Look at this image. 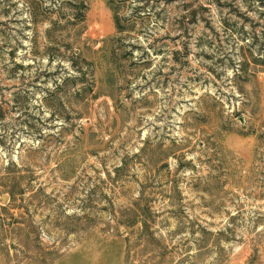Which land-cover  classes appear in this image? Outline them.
Wrapping results in <instances>:
<instances>
[{
	"label": "rangeland",
	"instance_id": "374dc122",
	"mask_svg": "<svg viewBox=\"0 0 264 264\" xmlns=\"http://www.w3.org/2000/svg\"><path fill=\"white\" fill-rule=\"evenodd\" d=\"M0 264H264V0H0Z\"/></svg>",
	"mask_w": 264,
	"mask_h": 264
},
{
	"label": "trees",
	"instance_id": "16d2710c",
	"mask_svg": "<svg viewBox=\"0 0 264 264\" xmlns=\"http://www.w3.org/2000/svg\"><path fill=\"white\" fill-rule=\"evenodd\" d=\"M82 4L86 8V0H82ZM115 22H116V26L119 32L125 29V26L122 24L121 18L119 17V14L117 13V11L115 12Z\"/></svg>",
	"mask_w": 264,
	"mask_h": 264
}]
</instances>
